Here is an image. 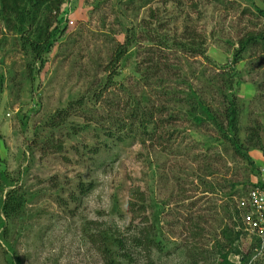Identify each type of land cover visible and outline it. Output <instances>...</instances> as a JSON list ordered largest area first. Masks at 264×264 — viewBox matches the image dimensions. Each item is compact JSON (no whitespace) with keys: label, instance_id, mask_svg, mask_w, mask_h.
Returning a JSON list of instances; mask_svg holds the SVG:
<instances>
[{"label":"rangeland","instance_id":"rangeland-1","mask_svg":"<svg viewBox=\"0 0 264 264\" xmlns=\"http://www.w3.org/2000/svg\"><path fill=\"white\" fill-rule=\"evenodd\" d=\"M257 9L264 0H65L42 64L0 21V202L26 200L21 217H2L0 264H218L223 234L264 264L246 212L232 217L264 168V42L234 62L264 31ZM229 95L246 160L226 140ZM137 105L163 123L152 139L129 121ZM156 219L164 250L131 247Z\"/></svg>","mask_w":264,"mask_h":264},{"label":"trees","instance_id":"trees-1","mask_svg":"<svg viewBox=\"0 0 264 264\" xmlns=\"http://www.w3.org/2000/svg\"><path fill=\"white\" fill-rule=\"evenodd\" d=\"M251 1L253 2L254 0ZM64 3L65 0H0V21H4L10 31L20 36V41L24 48V51L32 56L34 62H41L42 64L44 62V57L51 53L56 45L57 39L65 31V27L63 26V24L66 23L65 15L59 14L58 17H55V11H58V13H60L61 6L64 5ZM257 10L259 12L258 16L264 19V11L260 9ZM66 13L67 11L65 12V14ZM262 41L264 42V31L257 35L253 33H249L248 35H246L240 41L239 49L235 54L234 62H238L239 60H241V56L247 51L250 46L258 44ZM132 45L133 40L131 39H128L126 42L121 44L114 56L111 65L116 68L118 64L125 59ZM3 88L4 80L2 77H0V94L3 93ZM231 90H233V88ZM189 98L192 97L189 96ZM228 106L229 109L227 110V117L229 118V127L226 132V140L230 143V146L234 153H236L239 158L246 160L247 157L245 156L244 148L241 146L235 130L237 128L238 120L235 95H229ZM205 112L208 113V115L210 114L208 111ZM131 115L132 116L129 115V121L131 122V125L138 124V130H140L141 133L144 132V136L149 137V139H152L154 138V136H156L157 132L160 131V128L163 124L153 122L149 123L145 118L147 116V111L145 108H141L140 105H137V107H135ZM67 117L68 115L66 116V118ZM194 118L196 119L197 123H202L204 121L201 118ZM65 122L66 119L60 122V125L58 123H55L54 125L53 123L51 128L55 129L56 127L62 126V123L64 124ZM151 124L153 128L150 127ZM167 135L170 138L166 143L169 144L172 141L173 136L171 134ZM167 135H165L164 137H160V141L164 140ZM257 138H259L258 134ZM119 140L125 141L126 138L121 137ZM256 175H258L256 176V179L254 178L253 181L249 183L252 188L258 185H262V181L260 180V176L262 175V173L259 174L257 172ZM236 187L237 184H234V188ZM243 199L244 198H240L237 204H234L236 207V211L234 212L235 215H232V217L240 216L241 209L239 208V203ZM25 206L26 200L20 197L16 191L9 192L4 200L1 199L0 230L3 229L5 233H7L8 231L6 221L2 217L7 219L8 222H11L13 219L21 217V213ZM239 220L241 221L240 217ZM159 225V220L156 219L154 224L152 225V228H146L141 235L142 238L137 240L135 239L132 242L133 244L131 245V247L143 248L145 252H148V255L153 250V246L157 251L162 252L164 250V245L160 239L162 235ZM154 229L156 230V232H152V230ZM223 236L227 239L230 246L226 254H220V261H218V264H235L229 260V256L231 255L239 256V264H248L252 253L250 252L249 254H244L242 252H239L238 246L236 245V241L239 239L238 235L234 238L235 240H233V238L229 237V235L227 234H223ZM99 239L101 242L100 244L103 246L101 247L102 253L107 256V258H109L112 262H114V259L111 258L114 245L109 241V237H104L103 239L100 237ZM115 242L119 244V247L124 249L121 241ZM125 258H129L128 255H125ZM150 264H153V262L150 261Z\"/></svg>","mask_w":264,"mask_h":264},{"label":"built area","instance_id":"built-area-1","mask_svg":"<svg viewBox=\"0 0 264 264\" xmlns=\"http://www.w3.org/2000/svg\"><path fill=\"white\" fill-rule=\"evenodd\" d=\"M260 178L262 185L253 187L248 196L241 200L239 208L246 212L244 215L247 217L244 218L250 230L257 232L264 240V168Z\"/></svg>","mask_w":264,"mask_h":264}]
</instances>
